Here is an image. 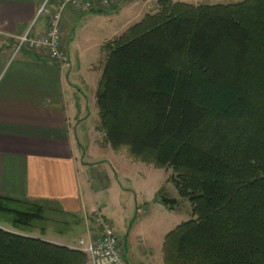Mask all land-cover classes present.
Returning <instances> with one entry per match:
<instances>
[{
	"label": "trees",
	"instance_id": "1",
	"mask_svg": "<svg viewBox=\"0 0 264 264\" xmlns=\"http://www.w3.org/2000/svg\"><path fill=\"white\" fill-rule=\"evenodd\" d=\"M156 5L102 46L97 131L113 150L171 169L192 207L194 219L165 236L163 264H264V0ZM29 210L0 205L15 228L40 219ZM86 262L0 229V264Z\"/></svg>",
	"mask_w": 264,
	"mask_h": 264
},
{
	"label": "crops",
	"instance_id": "2",
	"mask_svg": "<svg viewBox=\"0 0 264 264\" xmlns=\"http://www.w3.org/2000/svg\"><path fill=\"white\" fill-rule=\"evenodd\" d=\"M60 1L51 0V9L47 12L53 11ZM242 1L170 0L173 4L194 7L227 6ZM156 2L122 0L112 12L100 15H80L66 9L60 22L61 50L67 61L65 66L49 62L43 54L25 50L14 52L16 39L24 36L36 22L43 0H0V198L4 203L40 209L42 218L48 225L56 224L55 228L64 223L67 230L71 228L72 221L76 222L75 227H79L78 231L58 232L59 241L52 235L57 231L53 232L48 225L39 231L31 230L30 238L71 249L79 241L88 243L101 234L89 219L92 213L97 212L112 225L110 217L103 214V208H86L80 191V181L88 186L90 176L73 134L79 117L69 101L73 86L66 80L70 66L69 47L76 36L69 40L67 35L66 46L62 41L67 29L73 33L86 23H95V27L100 28L123 16L117 30L100 41L103 46L146 15L155 14L158 11ZM46 28L45 14L34 25L32 34L42 35ZM98 145L103 146L102 142Z\"/></svg>",
	"mask_w": 264,
	"mask_h": 264
},
{
	"label": "rangeland",
	"instance_id": "3",
	"mask_svg": "<svg viewBox=\"0 0 264 264\" xmlns=\"http://www.w3.org/2000/svg\"><path fill=\"white\" fill-rule=\"evenodd\" d=\"M207 1L217 3L215 2L217 0ZM43 2V9L50 10L51 0ZM44 15L45 12L39 15L36 22ZM123 20L124 17L120 15L113 23H104L105 25L100 28H96L95 23H86L78 26L73 33L67 29L62 41L66 46L67 35L70 37L69 40L76 36L69 47L70 66L66 80L73 86L69 101L73 111L77 112V118L79 117L76 126L73 127V134L77 138L80 157L87 165L90 176L88 186L80 181V191L88 210L103 208V214L110 217L127 263L163 264L162 245L165 236L177 226L194 219L189 201L179 196L171 169H158L139 159L131 158L127 155L126 149L119 152L113 150L103 143L101 133L99 131L97 133L99 118L95 97L106 61L100 41L116 31ZM36 22L27 32H34ZM220 92L225 95L224 91ZM101 142L103 146L98 145ZM104 188L106 189L102 191ZM163 200L175 203L166 206ZM0 205L9 211H30L16 204L2 202ZM96 213H92L89 219H92L95 227L100 230L95 221L98 214ZM12 220L9 212H0V229L28 238L31 230L39 231L48 225L42 216L18 228L12 226ZM75 224L76 222L72 221L71 228L67 230L63 225L56 228L54 227L56 224L48 226L53 232L57 231L52 235L59 241L61 238L58 232L79 230ZM77 233L75 234L78 236L79 232Z\"/></svg>",
	"mask_w": 264,
	"mask_h": 264
},
{
	"label": "built area",
	"instance_id": "4",
	"mask_svg": "<svg viewBox=\"0 0 264 264\" xmlns=\"http://www.w3.org/2000/svg\"><path fill=\"white\" fill-rule=\"evenodd\" d=\"M122 0H61L53 11L47 12L42 6L37 17L43 12L47 15V28L44 34L35 36L27 32L16 39L15 53L22 50L33 54H43L49 62L67 65L64 53L61 50V16L66 9L80 15L109 10L118 5ZM97 214V213H96ZM95 221L100 227V235L85 243L79 241L72 250L83 253L86 264H128L120 248L118 238L112 225L105 221L99 214Z\"/></svg>",
	"mask_w": 264,
	"mask_h": 264
}]
</instances>
